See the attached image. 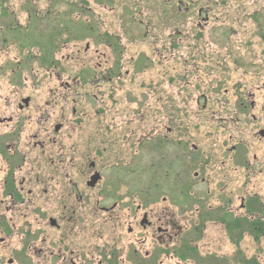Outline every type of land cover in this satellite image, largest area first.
<instances>
[{"label":"flooded vegetation","instance_id":"1","mask_svg":"<svg viewBox=\"0 0 264 264\" xmlns=\"http://www.w3.org/2000/svg\"><path fill=\"white\" fill-rule=\"evenodd\" d=\"M188 6L178 11L187 14ZM56 8L52 1L44 16L28 15L24 30H0V264H158L156 247L170 250L166 257L172 260L182 252L185 257L176 264L190 263V257L229 264L221 253L198 252L197 240L208 224L223 235L213 243L218 249L222 240L239 242L244 229L258 241L264 237V204L245 190L238 196L232 180L239 167L251 173L257 161L245 155L237 134L246 120L240 115L257 109L255 93L264 91V52L251 64L258 68L251 76L263 82L248 88L237 80L234 104L222 119L208 108L212 95L221 105V82L207 92L197 64H202L200 50L213 49L204 34L214 30H185L186 42L171 44L172 61L183 68L174 71L170 84L177 96L195 99L197 113L184 106V119L194 114L199 122L178 123L174 117L166 136L156 133L154 123L143 134L148 127L140 119L144 94L133 97L125 122L109 98L152 62L143 55L132 58L135 74H129L124 59L109 60L98 50L81 60L100 44L94 40L105 37L111 47L114 37L98 34L78 17L64 21ZM197 16L207 24L202 8ZM182 34L175 30L173 37L180 40ZM214 34L222 39L223 33ZM70 45L78 48L71 66L69 59L57 58ZM207 114L218 115L222 127L209 146L197 141L205 135L198 129ZM247 124L257 130L254 138L264 139V127L254 116ZM230 125L236 134L222 139L221 130ZM159 203L165 206L158 209ZM175 210L183 213L182 226Z\"/></svg>","mask_w":264,"mask_h":264},{"label":"rangeland","instance_id":"2","mask_svg":"<svg viewBox=\"0 0 264 264\" xmlns=\"http://www.w3.org/2000/svg\"><path fill=\"white\" fill-rule=\"evenodd\" d=\"M52 1L57 4L56 11L61 13L64 21L71 22L73 18L78 17L85 23L89 21L90 26L93 30H97L98 34L109 32L110 36L114 37V40H109L111 47L105 45L104 42L107 41L105 37L94 40L95 43L100 44L91 47V53L88 56H80L81 60H87L94 50H98L102 57L109 60L124 59L126 62L124 70L129 74H135L133 73L134 66L129 64L132 58L143 55L152 62L146 70L137 73V77L132 78V82L121 86L122 88L117 87L119 92L109 98L110 108L116 110L119 115L122 114V120L125 122L124 115L127 114L129 108L134 106L129 104L133 101V97L138 92L144 94L140 119L142 126L148 127L142 130L143 134L149 132L151 124L154 123L156 133L161 134L160 137L166 136V128L171 125L170 122L174 117L178 123L185 122V120L187 123L199 122L194 114L184 119V106H187L191 112L197 113L198 110L194 105L195 99L191 96L187 102L182 95H176L170 84L171 77L176 74L174 71L180 72L183 68L180 64L173 63L170 56L171 44L175 41L186 42L183 38L185 30H214L212 35L209 31L204 34L206 40L213 43V49L200 50L202 64H197L201 73L206 77L207 92L210 86L213 87L211 91H214L215 86L221 82L219 87L221 96L218 97L221 105L219 101L216 102L214 95L208 101V108L221 113L220 118H227L226 110L231 109L234 104L231 92L234 91L237 80L241 87L248 88H252L257 82L259 84L263 82L251 76V73L258 72L256 65L251 64L257 63L258 55L264 52V0H61V2L59 0H4L0 4V30H11L14 26L24 30L28 25V15L33 16L35 12L37 17L44 16L49 5L52 6ZM184 6L190 8L187 14L178 11V7H182L181 11H183ZM199 8L207 13V24L203 23V17L197 16ZM138 21L142 22L140 26ZM123 30L126 31V37L122 36ZM175 30L183 33L179 37L180 40L173 37ZM191 33L194 32L191 31ZM214 33L219 35L223 33L220 35L223 40L217 39ZM119 36H121L120 42H125V50L122 52H120ZM214 37L215 39L212 40ZM79 47L82 50L84 42ZM76 49L78 48H73L72 45L68 48L62 47L57 52V58L62 61L69 59L67 65L71 66L74 62L70 59L75 56ZM235 59L238 60V64L234 66ZM96 62L94 57L92 63L96 64ZM99 63L103 65L102 60ZM62 64L65 65V62ZM103 90L106 88L104 87ZM224 91L228 92L226 96L223 94ZM128 95L132 97L125 99ZM255 103L257 109L253 112L248 111L246 115L241 114L239 117L241 121L244 118L246 120L238 127L237 141L240 142L248 159L251 160L254 155L257 161L251 173L250 171L246 173L243 168L239 167L237 173L232 174L234 175L232 180L237 181L238 196L241 195L242 190H245L255 198V201L264 204V139L254 138L253 134L257 130H251L247 124L254 116L258 120V127H264V112H262L264 91L255 93ZM217 116L213 115L211 118L210 114H207L203 126L198 129L205 135L201 134L200 140H197L196 135L190 138L203 145H211L215 139L213 134L217 132V126L221 127ZM126 118L128 119L127 116ZM198 130H191L190 133H197ZM234 131L236 130L231 125L227 131L221 130L222 139H226L230 134H236ZM158 182L159 185L162 184L161 180ZM164 206L159 203L157 208L162 209ZM174 214L177 225L182 226L183 213L175 210ZM243 235L244 237L233 245L226 239L222 240L221 247L218 249L217 244L213 246V243L223 235L220 234L217 226L208 224L204 238L197 240L198 252L202 256L208 251L211 254L216 252L217 256L221 253L226 255L225 259L229 264H244L248 260H251V264H264V237H259L258 241L253 238L256 235L254 236L245 229ZM156 250L160 253L158 264H176L178 257H183V259L185 257L182 252H178L172 260L166 257L168 256L166 253L171 254L170 250L164 251L160 247H156ZM201 258L198 257L195 261L191 257L187 258L191 261L187 264H209ZM206 259L208 260L207 257ZM215 261L218 262L216 259Z\"/></svg>","mask_w":264,"mask_h":264}]
</instances>
